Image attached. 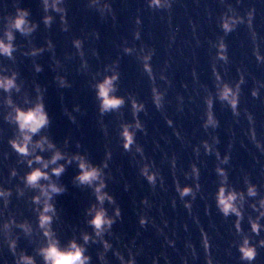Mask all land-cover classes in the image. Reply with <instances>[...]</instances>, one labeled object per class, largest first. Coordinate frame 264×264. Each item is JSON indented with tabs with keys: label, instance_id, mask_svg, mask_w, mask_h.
<instances>
[{
	"label": "clouds",
	"instance_id": "clouds-1",
	"mask_svg": "<svg viewBox=\"0 0 264 264\" xmlns=\"http://www.w3.org/2000/svg\"><path fill=\"white\" fill-rule=\"evenodd\" d=\"M225 6V11L217 18V26L222 35L214 41L210 40L211 49H215L212 57V74L214 84L212 88L200 84L196 95L201 96L203 101V112L200 116V127L207 134L208 138L193 145L179 130L175 121L170 118L166 111L169 89L173 86V81L168 75L171 67V58L165 61L164 67L159 73L154 69L153 58L156 49L142 42L143 19L137 15L134 20L135 28L132 32L131 41L125 40L122 47L123 55L135 56L141 65V69L151 84V102L155 109L164 117L168 127L172 128L175 136L186 147H191L194 160L188 170L180 169L185 180L192 183L182 184L177 177L178 157L173 154L170 158L165 153L164 161L170 164L174 177L175 193L183 207L187 209L189 215L196 224H199V217L193 215V203L199 197L206 199L202 191L201 165L205 162L201 160L204 156H215L216 165L214 172L217 177V188L214 193L215 207L225 220L235 217L234 231L235 239L232 247L239 253L241 264H256L260 255V250L264 249V195L260 192V186L253 183L245 175L243 179L244 188L238 189L230 181L229 167L231 164V148L221 154L218 149L220 143L216 130L220 127V121L215 115L214 106L219 101L223 106L230 109L237 124L243 115L246 118L249 128L246 135L255 147L264 153V142L258 138L255 126V115L248 108L241 107L243 86L247 83L248 73L246 68H238V79L230 81L225 79L228 66L231 64L229 55V45L226 37L237 31L241 26H246L253 41V55L258 64L264 65V52L261 51L258 42V33L254 21L257 16L255 5L249 6L241 14L238 11L239 5L244 0H235V4L230 0H219ZM264 3V0H261ZM177 0H144V5L152 12L169 13L168 22L171 27V11ZM69 0H40L43 15L39 21L32 19V11L28 7L22 6V0H13L12 11H5L0 15V116L3 121L13 128V135L7 143L17 156V165L23 166L26 170L21 174L18 167L9 169L8 183L17 180L19 183L12 187L0 183V245L6 246L13 257V264H92L93 257L89 254L91 245H99L100 251L97 259L99 264H110L108 254L111 253L119 264H138L137 258L144 254L143 245H137L134 238L128 243H123L122 238L114 231V225L121 222L123 212L117 203L115 196L108 190L109 183L116 177L112 171L113 151L107 147L102 162H93L86 152H69L65 149L69 142L65 141L64 149L60 148L45 130L51 125V118L46 109L44 93L46 89L38 83H34L33 91L35 96L25 91V82L21 79V73L16 68L4 63L10 61L13 65L17 61V53L24 57L33 59V67L36 73L43 71L42 66L36 62L35 58L45 52H51L54 61V70L63 69L62 61L56 59L55 44L52 39H47L42 46H36L32 42V37L39 30L41 23L46 29H51L59 18L60 30L64 33L71 31L69 21ZM87 8L95 10L101 20L109 18L115 26L117 16L112 0H86ZM7 8V5H5ZM211 12L209 17L211 18ZM197 26L192 25L193 34L196 33ZM24 37L26 44H18L17 38ZM89 38L99 39L98 31L93 30L83 38H74L72 46L76 50V55L80 58L79 70L84 73L90 72L85 42ZM169 48L176 40L175 32L169 37ZM137 41H141L139 45ZM201 41L197 38L196 44ZM93 54L96 53L93 51ZM72 55L65 56L71 60ZM194 82L198 83L199 77L195 69L192 70ZM55 80L60 88H70L72 84L67 75L57 74ZM162 81L165 86L158 84ZM120 59H116L104 65L102 70L91 73V88L95 93L97 110L100 117V124L105 137L109 136L108 126L104 123V117L115 116L118 120V142L125 153L130 154L132 163L138 168V174L151 187L153 194L157 188L167 192L165 177L156 162L145 153L143 144L138 141V135H148L145 121L141 119V114L148 116L147 104L140 100L134 93L120 95ZM185 84L184 88L187 89ZM264 90V80H255V86L251 89V97L259 99ZM201 92L203 93L201 95ZM14 94L19 96L21 102H17ZM189 100H194L189 97ZM176 110L178 113L185 111V97L177 95ZM130 108L131 119L127 118L124 109ZM69 118L75 123L76 116L72 112L65 110ZM74 112H80L79 105L75 106ZM3 130L0 129V135ZM235 136V133H233ZM167 141V137H162ZM82 146L77 143V148ZM156 147L160 144L157 142ZM47 154V155H45ZM3 159H9V153L2 154ZM75 164L78 174L73 178V183L77 187L90 189L94 197V202L85 209V223L91 231H82L78 236H74L66 243L62 242L56 230L57 222L60 220L59 211L56 207V197L66 191V187L59 182L60 177L71 165ZM130 185L125 182L124 190L128 191ZM29 193H31L29 195ZM17 199L27 197V204L34 216L33 219H18L17 214L10 210L12 197ZM142 209L138 213V223L141 229H147L149 225L155 229L156 234L163 238L167 248L176 249V232L172 236L165 231L169 226V221L164 218L161 212L162 225L157 224L154 218L149 215L153 208L152 201L145 197L140 201ZM171 206L177 207V199L171 200ZM248 209L251 212L247 214ZM253 213L255 215H253ZM247 219L250 226L245 231L243 222ZM184 230L188 231V225L184 224ZM201 244L205 252V264H218L212 255V244L208 233L201 229ZM141 233H137V238ZM21 237L27 239L34 245L33 254L27 250L19 248ZM150 243V242H149ZM185 249L190 250L193 258L197 257V250L191 241L185 242ZM231 255V249L228 250ZM39 257V261L37 260ZM172 264L167 251L160 252L159 255L150 257V264ZM0 264H8L6 259H0ZM183 264H189L188 257H183Z\"/></svg>",
	"mask_w": 264,
	"mask_h": 264
},
{
	"label": "water",
	"instance_id": "water-1",
	"mask_svg": "<svg viewBox=\"0 0 264 264\" xmlns=\"http://www.w3.org/2000/svg\"><path fill=\"white\" fill-rule=\"evenodd\" d=\"M209 12L212 14L211 18ZM4 13L5 11L0 9V15ZM137 15L143 19L142 42L156 49L152 63L157 73L164 67L165 61L171 58L168 75L173 81V86L168 92L169 103L166 104L168 116L175 121L177 128L193 145L207 139V134L200 127L203 101L201 96L196 95V91L200 84L207 85L209 88H212L214 84L211 64L215 49L210 48L209 41H214L222 35L217 26V18L221 13L203 9L173 8L170 27L169 13L147 10L116 15L115 26L110 18L106 21L99 18L72 22L70 23L71 31L68 33L60 30L59 23H54L51 29H46L41 23L39 30L31 38L32 42L36 46H42L47 39H52L55 44L56 59L62 61L63 69L59 72L54 70L51 52H45L35 58L43 68V71L39 73L34 71L33 59L24 57L19 52L16 54L17 61L14 65L7 60L4 63L20 71L21 79L25 82V91L33 97L35 96L34 83H38L46 89L44 100L51 118V125L45 130V134L49 135L60 148L64 149L67 140L69 145L65 149L66 151L86 152L93 162L100 163L104 159L106 148L111 147L113 151L112 171L116 179L109 183L108 190L115 196L123 212L122 221L114 225L113 231L122 238L123 243H128L136 238L137 245L144 246L145 252L137 258L138 264H150V257L159 255L162 251H167L172 264H183L185 256L188 257L189 264H205V252L201 244L200 231L202 228L211 239L212 255L218 264H241L237 249L232 247L233 241L238 239L233 227L235 217L225 220L215 207L214 193L217 188V177L214 172L215 156L209 157L203 154L201 156V160L205 164L201 165L200 183L206 199L198 197L193 203V215L199 217V224L193 221L175 193V181L170 164L164 161L165 153L169 158L173 154L178 157L177 177L182 184L192 183V181L185 180L180 169L188 170L195 158L191 147H186L176 138L173 129L167 126L163 115L152 104L150 81L143 73L135 56L122 53L124 41L132 39V32L135 28L134 20ZM193 24L197 26L195 35L192 30ZM255 28L261 51L264 52V28L259 26H255ZM93 30L99 32L100 38L98 40L89 38L85 42L90 72L84 73L79 70L81 61L72 46V40L83 38ZM173 32H175L176 40L169 48V37ZM197 38L201 41L200 45L196 44ZM226 41L229 45L232 62L228 66L225 79L237 80L239 76L237 69L246 68L248 78L247 83L243 86L241 107H246L254 113L258 138L264 142V90H262L259 99L251 97L250 94L251 89L255 86V80H264V65L258 64L253 55L254 44L246 26H241L237 31L227 36ZM17 43L26 44L25 38L18 36ZM140 43L141 41L136 42L137 45ZM93 51L96 55L93 54ZM66 54L72 55L73 58L65 59ZM118 58L121 71L120 95L131 92L147 104L148 116L141 114V119L145 121L148 135L139 134L138 141L143 144L146 155L154 160L161 169L168 188L167 192L157 188L156 193L153 194L146 180L139 176L138 168L132 163L130 154L125 153L118 142V120L115 116L110 115L103 118L109 129L108 137H105L102 130L95 93L90 86L91 73L102 70L105 64ZM193 69L198 74V83L193 80ZM57 74L67 75L72 87L60 88L55 80ZM158 84L165 86L159 80ZM185 84L188 85L187 89L184 88ZM177 95L185 97L183 113H178L176 110ZM189 97H193L194 100L190 101ZM14 98L18 103L21 102L19 96L14 94ZM77 105L81 109L80 112L73 111ZM66 109L76 116L75 123L66 114ZM124 111L130 120V108H125ZM214 111L220 121V127L215 132L220 140L217 146L219 151L224 154L229 151V145H232V160L228 166L231 183L238 189H243V179L247 175L253 183L260 186V192L264 195V153H261L245 134L249 128L246 118L242 115L240 123L237 124L230 109L219 101L215 103ZM0 129L3 130L0 135V183L12 187L19 181L17 179L8 183L9 169L18 167L21 174L26 169L16 163L17 156L7 143L13 135V128L3 121L2 116H0ZM162 137H167V141ZM157 142L160 144L159 148L156 147ZM77 143L82 147L78 149ZM5 152L9 153L10 158L7 160L2 156ZM77 174L78 169L75 164L67 168L59 180L66 187V191L56 197V207L60 216L56 230L61 241L65 243L74 236H78L82 231H91L85 223V209L94 202V197L90 189L77 187L73 183V178ZM125 182L131 186L128 191L124 190ZM145 197L153 203L149 215L154 218L156 223L163 226L161 220V212H163L164 218L169 221V226L165 231L170 237L173 231L176 232V236L172 237L176 239L175 250L164 245L163 238L156 234L151 225L146 230L140 228L138 213L142 209L140 201ZM173 197L177 199L176 208L171 206ZM10 210L17 214L18 219H35L27 204V197L17 199L14 195ZM250 212L251 209H248L246 216ZM253 215L255 214L253 213ZM184 224L188 225V231L184 230ZM243 227L245 231L249 230L250 226L246 218ZM138 232L141 235L137 238ZM260 238H264V233L256 239ZM186 241H191L195 246L196 258L191 256L190 250L185 249ZM33 247L32 243L21 237L20 249H25L29 254H33ZM229 249H231V255L228 254ZM100 250L99 245L89 247V254L93 257L92 264H99L97 256ZM0 259H6L8 264H13V257L6 246L0 245ZM108 259L110 264H119L111 253L108 254ZM37 260L39 261V257ZM161 264H164L163 260H161ZM256 264H264V249L260 250Z\"/></svg>",
	"mask_w": 264,
	"mask_h": 264
}]
</instances>
